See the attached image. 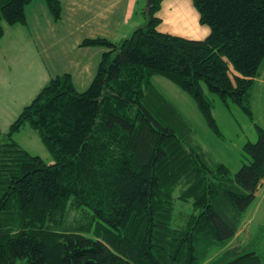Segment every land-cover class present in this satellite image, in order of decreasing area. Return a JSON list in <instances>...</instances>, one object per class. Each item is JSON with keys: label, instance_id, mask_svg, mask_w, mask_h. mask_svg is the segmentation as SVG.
Masks as SVG:
<instances>
[{"label": "trees", "instance_id": "16d2710c", "mask_svg": "<svg viewBox=\"0 0 264 264\" xmlns=\"http://www.w3.org/2000/svg\"><path fill=\"white\" fill-rule=\"evenodd\" d=\"M31 0H0V39L25 23ZM163 0L144 25L104 49L87 89L55 76L8 131L0 130V264H261L254 252L224 250L264 179V127L246 142L234 173L194 143L180 113L152 83L163 77L219 133L202 85L250 119L248 96L264 60V0H191L202 40L158 30ZM54 21L59 0H44ZM51 164L14 140L24 124Z\"/></svg>", "mask_w": 264, "mask_h": 264}, {"label": "rangeland", "instance_id": "374dc122", "mask_svg": "<svg viewBox=\"0 0 264 264\" xmlns=\"http://www.w3.org/2000/svg\"><path fill=\"white\" fill-rule=\"evenodd\" d=\"M145 8L144 0L139 12L142 14ZM13 36L8 31L0 39V130L2 133L8 131L22 109L45 85L43 81L46 83L49 81L43 79L42 71H39L36 65V57L27 56L25 47L12 41ZM152 83L180 113L183 121L191 129L194 143L199 145L211 160L224 164L230 173L236 172L242 165L243 145L248 141L255 142L257 139L254 123L259 122L264 125V85L255 83L252 96L251 91L249 92L248 105L252 119L237 105L230 101L222 102L217 95L208 92L202 85L204 97L209 102L211 115L219 132L217 134L207 125L194 101L175 85L159 76H154ZM87 87L78 91H84ZM12 138L29 154L40 157L47 164L54 162L50 151L27 123ZM235 247L242 253L254 252L261 257V264H264V179L243 216L239 231L224 246L212 249L206 263L219 256L224 250Z\"/></svg>", "mask_w": 264, "mask_h": 264}, {"label": "crops", "instance_id": "0c3cea01", "mask_svg": "<svg viewBox=\"0 0 264 264\" xmlns=\"http://www.w3.org/2000/svg\"><path fill=\"white\" fill-rule=\"evenodd\" d=\"M59 2L61 17L54 21L44 0H31L24 8L25 23L5 26L3 36L9 31L14 35L12 41L25 47L27 56L36 57L44 80L68 74L78 91L92 81L104 51L101 47H81L80 43L93 38L118 43L129 37L144 24L139 12L144 0ZM158 16L161 19L158 30L162 33L193 40H202L209 34V29L199 24L191 0H163ZM255 83L264 85V60L251 87V96Z\"/></svg>", "mask_w": 264, "mask_h": 264}, {"label": "water", "instance_id": "95a60500", "mask_svg": "<svg viewBox=\"0 0 264 264\" xmlns=\"http://www.w3.org/2000/svg\"><path fill=\"white\" fill-rule=\"evenodd\" d=\"M153 3V0H145V7H149Z\"/></svg>", "mask_w": 264, "mask_h": 264}]
</instances>
